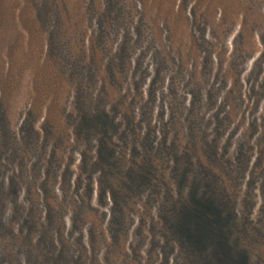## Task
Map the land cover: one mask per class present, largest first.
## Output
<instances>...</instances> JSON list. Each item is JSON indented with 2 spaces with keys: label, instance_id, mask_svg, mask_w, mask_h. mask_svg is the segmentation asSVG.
Segmentation results:
<instances>
[{
  "label": "rangeland",
  "instance_id": "374dc122",
  "mask_svg": "<svg viewBox=\"0 0 264 264\" xmlns=\"http://www.w3.org/2000/svg\"><path fill=\"white\" fill-rule=\"evenodd\" d=\"M3 2L0 264H264V0Z\"/></svg>",
  "mask_w": 264,
  "mask_h": 264
},
{
  "label": "trees",
  "instance_id": "16d2710c",
  "mask_svg": "<svg viewBox=\"0 0 264 264\" xmlns=\"http://www.w3.org/2000/svg\"><path fill=\"white\" fill-rule=\"evenodd\" d=\"M1 3H4L3 0L0 1V23H3V21L6 20L4 18L3 9L1 8ZM2 7L4 8L3 5ZM32 12H33V16H35V19L39 21L40 14L38 15L37 13H35V11ZM66 16L69 20L70 17L68 16V13H66ZM12 19L15 21V23L16 22L18 23L19 19L17 17H14ZM24 20H26V18ZM0 25L2 26V24ZM83 114H84V119H83L84 127L88 129H92L93 131L95 130L97 132H104L106 129L110 127V123L106 118L104 112L94 113L90 108L87 107L84 109ZM47 120L49 121V118ZM50 123L52 124V121H50ZM203 200L205 199L203 198L195 199V197L193 199L187 200L185 206L180 208L178 216L174 220L173 225L175 226V232L179 233L180 235H184L185 240L187 238L186 234L188 235V237L191 236L190 240L195 239V235L193 231L195 229L196 222L197 223L201 222L203 223V225L208 227L210 226L215 227V224L213 223V214H212L213 212L210 209L212 205L209 202ZM196 241L198 240L196 239Z\"/></svg>",
  "mask_w": 264,
  "mask_h": 264
}]
</instances>
